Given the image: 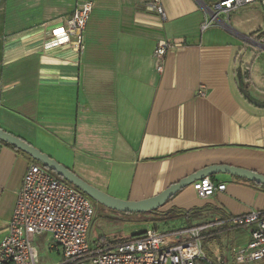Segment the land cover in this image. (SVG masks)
I'll return each instance as SVG.
<instances>
[{
    "label": "crops",
    "instance_id": "crops-1",
    "mask_svg": "<svg viewBox=\"0 0 264 264\" xmlns=\"http://www.w3.org/2000/svg\"><path fill=\"white\" fill-rule=\"evenodd\" d=\"M152 1L0 0V129L122 201L152 198L211 166L264 176V107L254 105L264 106V74L257 86L239 71L245 57L264 69V0L205 31L222 0H159L162 16L149 10ZM84 2L93 9L83 50H44L50 31ZM159 42L181 45L167 50L161 74L153 58ZM1 143L0 240L34 165ZM209 179L225 190L199 199L189 186L158 213L201 210L184 218L190 226L264 211V190L254 183ZM223 235L206 239L203 251L231 264Z\"/></svg>",
    "mask_w": 264,
    "mask_h": 264
},
{
    "label": "built area",
    "instance_id": "built-area-1",
    "mask_svg": "<svg viewBox=\"0 0 264 264\" xmlns=\"http://www.w3.org/2000/svg\"><path fill=\"white\" fill-rule=\"evenodd\" d=\"M258 0H222L212 7L201 25L205 31L218 23L219 16H229ZM149 10L163 15L159 0L149 4ZM93 6L84 2L74 10L63 26L50 31L43 44L46 51L70 48L83 50V32ZM253 46H257L255 41ZM179 43L159 42L153 58L156 71L161 74L167 50ZM197 96L204 97L202 88ZM199 199H207L225 190L204 178L191 185ZM94 216L91 201L74 187L55 178L47 169L31 165L18 191L7 235L0 240V264H38L36 237L49 236V252H57V264H221L213 254L211 263L203 251V243L222 232L232 233L248 228L246 242L230 250L231 264H264V211L195 223L169 234L148 230L139 236L125 238L116 245L92 246L89 227ZM208 257V256H207Z\"/></svg>",
    "mask_w": 264,
    "mask_h": 264
},
{
    "label": "rangeland",
    "instance_id": "rangeland-1",
    "mask_svg": "<svg viewBox=\"0 0 264 264\" xmlns=\"http://www.w3.org/2000/svg\"><path fill=\"white\" fill-rule=\"evenodd\" d=\"M251 50L252 47H249ZM258 51L257 49H253ZM246 56V55H245ZM244 56V57H245ZM262 60H258L259 63ZM242 67H239L242 79L253 80L257 86L262 85V74L264 69L260 65H256L253 62V58L247 57L242 59ZM248 63V67L243 66ZM243 91V89H242ZM241 91V93H242ZM246 92V89L244 90ZM247 93V92H246ZM243 94V93H242ZM248 94V93H247ZM244 96V94H243ZM33 163L42 167L39 163ZM52 173V172H51ZM61 181V178L55 176ZM77 190V189H76ZM94 210V216L89 229V240L92 246H113L121 243L125 238L134 236L138 233L145 232L148 229H156L158 234H169L178 230H182L188 227L184 218L180 215H169L165 217H155L151 214H122L105 209L102 206L97 205L91 201ZM248 228H238L232 231V233L220 236L222 248H230L242 246L246 242ZM49 236L36 237L34 244L38 252V264H57L60 260V256L57 252H49ZM233 240V241H232ZM204 245L206 242L203 243ZM228 250V249H227ZM206 258L214 263V260L209 256ZM199 264H205L199 262Z\"/></svg>",
    "mask_w": 264,
    "mask_h": 264
},
{
    "label": "water",
    "instance_id": "water-1",
    "mask_svg": "<svg viewBox=\"0 0 264 264\" xmlns=\"http://www.w3.org/2000/svg\"><path fill=\"white\" fill-rule=\"evenodd\" d=\"M242 93L245 97H247V93L244 90ZM254 105L264 107L256 103H254ZM0 142L7 144L15 148L17 151L27 155L32 161L39 163L43 168L54 173L64 182L77 189V191L87 197L90 201H93L107 210L122 214H152L158 212L171 198L191 186L194 182L200 181L204 178L213 177L217 174H226L264 187V176L260 174L240 168L219 165L204 168L193 175L180 180L178 183L171 185L169 188L152 198L138 202L122 201L115 199L87 184L46 154L25 143L23 140L3 131L2 129H0ZM141 234L143 233L136 235Z\"/></svg>",
    "mask_w": 264,
    "mask_h": 264
},
{
    "label": "trees",
    "instance_id": "trees-1",
    "mask_svg": "<svg viewBox=\"0 0 264 264\" xmlns=\"http://www.w3.org/2000/svg\"><path fill=\"white\" fill-rule=\"evenodd\" d=\"M243 90H245V88H242ZM5 146H8L4 143H1ZM11 148V147H10ZM13 149V148H12ZM50 172V171H49ZM51 173V172H50ZM53 176L55 175L54 173H51ZM56 176V175H55ZM62 182H64L62 179H61ZM66 183V182H64ZM254 186H257L258 188H261L264 190V187L262 186H259V185H256V184H253ZM202 212L201 210H193V211H190V212H184V213H181V212H175V211H168V212H165L163 214L161 213H158V212H155V213H152L151 215L155 216V217H165V216H169V215H180L182 216L183 218H185L186 220L188 219V216L187 215H190V214H193V215H200Z\"/></svg>",
    "mask_w": 264,
    "mask_h": 264
}]
</instances>
